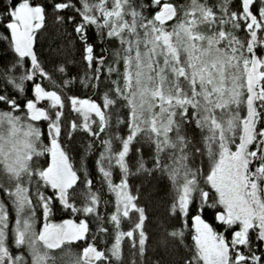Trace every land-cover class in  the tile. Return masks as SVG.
<instances>
[{"label": "snow or ice", "instance_id": "1", "mask_svg": "<svg viewBox=\"0 0 264 264\" xmlns=\"http://www.w3.org/2000/svg\"><path fill=\"white\" fill-rule=\"evenodd\" d=\"M0 264H264V0H0Z\"/></svg>", "mask_w": 264, "mask_h": 264}, {"label": "trees", "instance_id": "2", "mask_svg": "<svg viewBox=\"0 0 264 264\" xmlns=\"http://www.w3.org/2000/svg\"><path fill=\"white\" fill-rule=\"evenodd\" d=\"M54 39H55L54 29H53V27L51 25V21H49V29H48V32L42 38L41 42L37 45L38 49L41 51L42 56L48 57V51H47L48 45ZM57 43H58V41H57ZM75 160H76L77 167H79L80 157L77 155L75 157ZM87 164H88L89 171L93 175H95L94 156L88 157ZM133 182L134 183H137V181H133ZM97 187H99V185H97ZM160 194L163 195V191H161ZM105 198H107L106 194H105ZM102 211H103V208H102ZM108 211H111V209L109 208ZM162 214H163V208L162 207H152V210L150 211V215L153 216V223H151L149 225V231L151 233H153L154 235L156 233V228H157V224L155 222V219H156V217H158V216H160ZM59 218L60 217L58 216L57 219H59ZM125 227H127V225H125Z\"/></svg>", "mask_w": 264, "mask_h": 264}, {"label": "rangeland", "instance_id": "3", "mask_svg": "<svg viewBox=\"0 0 264 264\" xmlns=\"http://www.w3.org/2000/svg\"><path fill=\"white\" fill-rule=\"evenodd\" d=\"M67 259V258H66Z\"/></svg>", "mask_w": 264, "mask_h": 264}]
</instances>
